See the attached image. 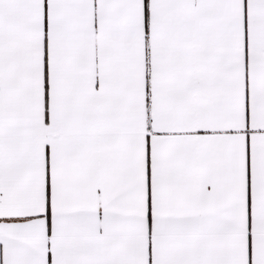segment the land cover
<instances>
[{"label":"snow or ice","instance_id":"snow-or-ice-1","mask_svg":"<svg viewBox=\"0 0 264 264\" xmlns=\"http://www.w3.org/2000/svg\"><path fill=\"white\" fill-rule=\"evenodd\" d=\"M0 264H264V0H0Z\"/></svg>","mask_w":264,"mask_h":264}]
</instances>
